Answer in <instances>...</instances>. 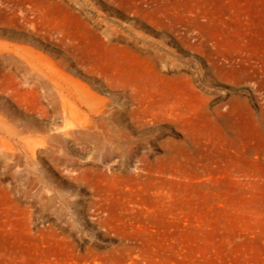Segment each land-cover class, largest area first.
<instances>
[{
	"label": "rangeland",
	"instance_id": "374dc122",
	"mask_svg": "<svg viewBox=\"0 0 264 264\" xmlns=\"http://www.w3.org/2000/svg\"><path fill=\"white\" fill-rule=\"evenodd\" d=\"M0 264H264V0H0Z\"/></svg>",
	"mask_w": 264,
	"mask_h": 264
},
{
	"label": "bare ground",
	"instance_id": "6f19581e",
	"mask_svg": "<svg viewBox=\"0 0 264 264\" xmlns=\"http://www.w3.org/2000/svg\"><path fill=\"white\" fill-rule=\"evenodd\" d=\"M122 5H124V7L126 6V4H122ZM130 5V4H129ZM118 6V5H117ZM132 6V5H131ZM131 6H130V8H131ZM134 6V5H133ZM118 9V8H117ZM123 9H125V8H123ZM127 9V8H126ZM129 9V8H128ZM122 10V9H121ZM131 10H133V9H131ZM135 11V10H134ZM123 12V11H122ZM106 23V22H105ZM107 25V24H106ZM100 26V25H99ZM108 28V27H107ZM105 33H107V32H105ZM115 33V32H114ZM105 37H106V35H105ZM108 38V37H107ZM110 38H112V37H110ZM117 39V38H116ZM134 40V39H133ZM126 43H128V41L126 42ZM129 43H131V42H129ZM135 45V44H134ZM160 54V53H159ZM147 56V55H146ZM161 55H159V57H160ZM163 56V55H162ZM167 56V55H166ZM149 57V56H148ZM153 57V56H152ZM169 57V56H168ZM161 58V57H160ZM150 59V58H149ZM153 59V58H152ZM109 60H110V58H109ZM114 60V59H113ZM146 60V59H145ZM148 60V59H147ZM158 60V59H157ZM163 60H164V58H163ZM163 60H161V61H163ZM172 60V59H171ZM142 61V60H141ZM149 61V60H148ZM160 61V62H161ZM164 61H166V60H164ZM163 61V62H164ZM169 61V60H168ZM155 62H153L152 64H153V66L155 65L156 66V64H154ZM169 63V62H168ZM151 64V63H150ZM166 64V63H165ZM173 64V63H172ZM159 65V64H158ZM164 65V64H163ZM170 65V64H169ZM173 65H175V64H173ZM178 65V64H177ZM143 66V65H142ZM152 66V67H153ZM160 67H162L161 66V64L159 65ZM171 66V65H170ZM180 65H178V67H179ZM151 67V68H152ZM157 67V66H156ZM155 67V68H156ZM165 67V66H164ZM186 67V66H185ZM144 68H146V70L148 69V67L146 66V67H144ZM155 68H153V70L155 69ZM175 68V67H174ZM142 69V68H141ZM150 69V68H149ZM161 70H162V68H161ZM160 70V71H161ZM165 70H166V67H165ZM164 70V71H165ZM170 70V69H169ZM171 70H172V68H171ZM170 70V71H171ZM149 71H151V70H149ZM163 71V70H162ZM163 71V74L162 75H164V72ZM183 71H185V70H183ZM147 72V71H146ZM153 72V71H152ZM143 73V72H142ZM147 74H148V72H147ZM149 74H150V72H149ZM151 74H154V73H151ZM161 74V73H160ZM159 74V75H160ZM145 75V74H144ZM152 76V75H151ZM165 76V75H164ZM163 76V77H164ZM156 77V76H155ZM159 77V76H158ZM174 78H175V76H173ZM150 78V77H149ZM153 78V77H152ZM151 78V79H152ZM164 78H168L167 76L166 77H164ZM169 78H171L170 76H169ZM174 78H173V80H174ZM182 78V77H181ZM180 78V79H181ZM147 79H148V75H147ZM156 79V78H155ZM154 79V80H155ZM158 80H160V78L158 79ZM165 80V79H164ZM170 80V79H169ZM157 81V80H156ZM161 82V81H160ZM159 82V83H160ZM173 82V81H172ZM180 82V81H179ZM137 83V82H136ZM157 83V82H156ZM161 83H163V82H161ZM165 83V82H164ZM173 83H175V82H173ZM135 84V83H134ZM168 84H171L170 82L168 83ZM184 84V83H183ZM187 84V83H186ZM176 85V84H175ZM189 85V84H188ZM161 86H162V84H161ZM160 86V87H161ZM166 86H167V84H166ZM183 86V85H182ZM144 87H146V86H144ZM159 87V86H158ZM165 87V86H164ZM178 87V86H177ZM192 87H193V85H192ZM173 88V87H172ZM187 88V87H186ZM195 87H193V89H194ZM166 89V88H165ZM175 89V88H174ZM173 89V90H174ZM163 90H164V88H163ZM169 90V89H168ZM172 90V89H171ZM190 90V89H189ZM197 90V89H196ZM191 91V90H190ZM189 91V92H190ZM165 92H166V90H165ZM176 92V90L173 92V93H175ZM183 92V91H182ZM181 91L180 92H176V93H179V95L181 94V95H184L183 93H182ZM193 92H195V90L193 91ZM168 93V92H167ZM150 94V93H149ZM170 94H171V91H170ZM195 95V94H194ZM201 95V94H200ZM169 96V95H168ZM175 96V95H174ZM185 97H186V95H184ZM189 98H190V95L188 96ZM175 98H177V97H174V99ZM180 98H182L181 96H180ZM183 99V98H182ZM182 99H175L174 101H170V102H168V103H166L165 105H164V107H163V114L161 115V117H153L152 119H151V125L149 126V127H147V126H144V125H146V122L147 121H145V120H143L142 122H141V124H140V126H144V130L145 131H148V130H150L149 128H152V127H154L155 125H158L157 127H159V126H167V127H169V128H171V130L172 131H174L175 133H179L180 134V138L178 139V142H177V145H178V150H179V154H178V156H181L182 154H183V151L185 150V148L187 147V143H188V136H187V134H186V127H188L190 124H194V121H192L188 116H187V113H186V108H185V106H184V104L181 102V100ZM186 99V98H185ZM188 99V98H187ZM194 99L196 100V102H195V104L194 105H192L193 106V108L194 107H196L197 109V112L199 113V111H202V113L204 114V115H209L210 113H208L207 112V108H208V101H207V98H201V97H199V96H194ZM146 100V99H145ZM135 101V100H134ZM167 101V100H166ZM149 102V101H148ZM154 102V101H153ZM185 102V101H184ZM142 103V102H141ZM151 103V102H150ZM149 104V103H148ZM159 104V103H158ZM189 104V103H188ZM140 105V104H139ZM222 106V103H216V104H214L213 106H212V108H211V112L215 115V118H211V123L213 124V125H216V126H218L219 124H221L222 122H223V115H220L221 113H220V107ZM151 107V106H150ZM150 107H148V108H150ZM141 108V107H140ZM144 108V107H143ZM147 107H145V110L146 109H148ZM189 109L191 110V108H190V105H189ZM147 111H149V110H147ZM152 111V110H151ZM155 111V110H154ZM193 111H195V110H193ZM107 113V112H106ZM132 113V112H131ZM134 113V112H133ZM130 115V114H129ZM202 115V114H201ZM211 115V114H210ZM198 116H200V115H197L196 117L198 118ZM191 117V116H190ZM209 118V117H208ZM131 120V119H130ZM150 120V119H149ZM203 121H205V120H203ZM116 122H117V120H116ZM134 123H136L135 121H131V124H132V127H134L135 128V126L134 125H136V124H134ZM120 127V126H119ZM114 128H112V130H113ZM109 131V130H108ZM116 132V131H115ZM161 133V132H160ZM160 133H158L157 134V136H159V134ZM89 134V133H88ZM157 138L158 137H154V139L152 140L151 138V141H150V143H151V145H155V144H157V145H159L160 146V148L164 151V154L161 156V158L162 159H164V161L165 160H167L168 158H173V152H174V148L171 146V143H172V139H166V140H161V141H157ZM103 140H104V142H105V145L106 146H110V147H112L113 149L112 150H108V152H109V156H111V155H115V150H116V148H122L123 147V143L125 142L123 139H122V136L121 135H119L118 134V132H116V133H112V134H110V133H107V134H105V136L103 137ZM142 140H147V138H145V139H142ZM138 142V141H137ZM141 142V141H140ZM90 145V144H89ZM139 145V144H138ZM135 146V145H134ZM143 146V145H142ZM97 147V146H96ZM136 147H137V145H136ZM132 149V148H131ZM134 149V148H133ZM142 149H144V152H141V157L140 158H143L144 156H145V154L146 153H148L151 157H153V158H155V155L153 154V153H151L150 152V148L148 149V147L146 148L145 146H143L142 147ZM148 149V150H147ZM139 150H140V148H139ZM135 152H137V150L135 151ZM134 152V153H135ZM134 153H132V150L131 151H127L125 154L127 155V157L128 158H130V160H131V158H133V156L135 155ZM134 154V155H133ZM138 154V153H137ZM104 156V155H103ZM117 155H115V157H116ZM136 157H137V155H135ZM118 157V156H117ZM149 157V156H148ZM135 158V157H134ZM158 158V157H157ZM146 159V158H145Z\"/></svg>",
	"mask_w": 264,
	"mask_h": 264
}]
</instances>
